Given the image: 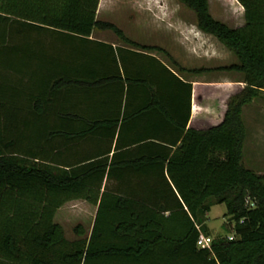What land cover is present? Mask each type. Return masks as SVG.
<instances>
[{
  "label": "trees",
  "instance_id": "trees-1",
  "mask_svg": "<svg viewBox=\"0 0 264 264\" xmlns=\"http://www.w3.org/2000/svg\"><path fill=\"white\" fill-rule=\"evenodd\" d=\"M179 1L194 10L199 29L236 54V62L221 67L241 72L245 85L230 95L220 122L197 129L186 127L189 104L183 117L165 109L164 96L147 81L174 136L148 133L137 142L164 148L140 168L158 177L143 191L160 198L141 200L131 185L102 189L104 178L132 171V160H118V152L110 159L69 160V145L85 134L84 123L103 127L111 143L118 120H88L71 103L89 88L122 83L124 47L90 37L94 29H111L143 50L160 48L98 19L99 0H0V264H264V173L241 162L242 107L264 89V0H237L244 12L238 26L215 18L209 0ZM162 66L175 84L187 86L189 100L191 83ZM73 198L97 203V210L90 232L79 223L78 236L69 239L54 214ZM222 202L233 237L217 235L209 247L197 246L200 231L209 235L207 212Z\"/></svg>",
  "mask_w": 264,
  "mask_h": 264
},
{
  "label": "rangeland",
  "instance_id": "rangeland-1",
  "mask_svg": "<svg viewBox=\"0 0 264 264\" xmlns=\"http://www.w3.org/2000/svg\"><path fill=\"white\" fill-rule=\"evenodd\" d=\"M209 9L229 26L244 23L243 7L237 0H209ZM96 16L114 23L125 36L140 44L159 47L150 50L175 69L185 68L180 72L183 76L198 75L203 79L199 92L203 95L200 100L206 121L198 123L200 126L207 128L220 122L230 95L245 85L241 72L221 67L236 62V54L214 35L199 29L194 10L179 0H99ZM93 36L124 43L108 28H96ZM241 117L245 125L241 162L264 173V89L242 107ZM225 210L222 202L213 204L207 212L205 224L212 238L230 234ZM93 215L92 203L72 199L56 211L54 219L62 224L66 237L72 239L78 236L76 224H82L85 234L90 232Z\"/></svg>",
  "mask_w": 264,
  "mask_h": 264
},
{
  "label": "crops",
  "instance_id": "crops-1",
  "mask_svg": "<svg viewBox=\"0 0 264 264\" xmlns=\"http://www.w3.org/2000/svg\"><path fill=\"white\" fill-rule=\"evenodd\" d=\"M93 32L90 36L92 38L109 42L114 47L116 45L124 47L121 51L123 66L130 77L128 80L125 79L123 76V72L125 71L122 69V66H119L122 74L121 81L123 84L118 81H113L112 83L111 81H105L107 83L101 84L95 88H89L85 95L83 94L82 97H79L77 103H71L79 110H84L87 116L90 117L88 120H101L107 117H117L118 120L111 143L107 138L103 127L90 122L84 123L83 127L85 128V134L77 136L69 145V160L72 162H74V160L85 162L105 155L110 159L114 151L118 152V155L116 156L118 160H132V164H129V168L127 167L128 169H132V171H127L121 174L119 173L116 178H104L102 189L105 183L108 185L114 183L123 186L131 185L134 190L140 192L137 195L138 199H159V196L154 193L145 192L141 187L157 183L158 177H155L154 174H146L142 172L140 168L142 163L149 159V157L146 156H151L150 154L152 152L153 154H160L164 152V148L157 145L151 147L139 146L137 145V142H140L141 136L145 134L172 135V133L168 132L172 126L167 122L168 118H166L167 115L162 109V102L165 109L177 112V114H180V117H183L189 104V117L186 127L204 129L205 127L198 124L206 121L205 116L202 114L205 113V107L200 100V96L203 97V95L199 92V87L203 85L204 81L198 75L183 76L181 73H178L171 64L161 58L155 51L143 50L124 41V43H121L117 40L113 41L98 38L93 36ZM162 64L172 73L177 75L182 81L191 83L189 100V90L187 86H183V84L180 83L175 84L174 76H172ZM147 81L150 82L149 84L154 90L158 89L164 96V98L162 97V102L154 99L152 101V98L150 97V89L145 88L147 86ZM128 82L132 84V86H130L131 88L129 87L131 89L129 93L127 92ZM174 84L178 86L175 87ZM173 87L176 88L175 91H180L177 99L172 96L173 94L171 91L173 90ZM120 88L122 89L121 96L119 95ZM146 105L148 106L142 110L148 111H143L141 114H138V112H140L139 109ZM200 115H202L201 118ZM195 121H197V124H195ZM117 136H119L121 143L118 148L115 146ZM172 136H174V134ZM155 140L163 142L159 139ZM173 148L174 146H172V149ZM153 166L156 167L155 164H153ZM73 199H81L88 202V204H91V202L84 198ZM92 204L94 206L93 216H95L97 203ZM60 207H58L56 211H58ZM165 214H168V211H165ZM55 215L56 212L54 217ZM93 219L94 217L92 218V222ZM91 227L92 224L90 230Z\"/></svg>",
  "mask_w": 264,
  "mask_h": 264
},
{
  "label": "built area",
  "instance_id": "built-area-1",
  "mask_svg": "<svg viewBox=\"0 0 264 264\" xmlns=\"http://www.w3.org/2000/svg\"><path fill=\"white\" fill-rule=\"evenodd\" d=\"M228 236H229V238L233 237L232 234H229ZM211 240H212V237L210 235L205 234V233L200 231L199 235H198V237L196 239V244L199 247H209L210 243H211Z\"/></svg>",
  "mask_w": 264,
  "mask_h": 264
}]
</instances>
